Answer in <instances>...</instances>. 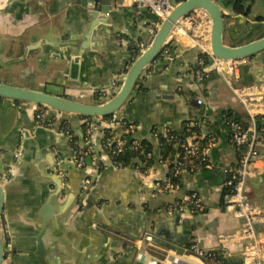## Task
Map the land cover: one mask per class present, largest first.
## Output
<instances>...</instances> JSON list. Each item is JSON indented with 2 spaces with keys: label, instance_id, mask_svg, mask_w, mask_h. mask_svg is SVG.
I'll return each instance as SVG.
<instances>
[{
  "label": "crops",
  "instance_id": "1",
  "mask_svg": "<svg viewBox=\"0 0 264 264\" xmlns=\"http://www.w3.org/2000/svg\"><path fill=\"white\" fill-rule=\"evenodd\" d=\"M245 1H249L246 10L242 5ZM108 2L105 21L90 27L88 6L95 3L93 0L83 4L82 0H0V81L85 103L103 102L97 90L116 76L123 77L140 54L139 44L147 45L154 36L150 29L156 22L146 8L122 6L120 0ZM237 2L223 35V42L231 46L245 43L251 34L248 27L259 30L264 26V0ZM263 35L264 31L254 38ZM28 45L32 47L26 56L16 60ZM164 49L169 56L146 67L117 113L134 125L133 139L151 143L154 156L158 138L168 132L182 135L187 130L183 137L187 141L212 136L208 167L184 171L176 180V190L159 191L155 184L167 179V164L156 160L144 169L136 166L134 159L125 167L112 164L102 146L103 129L96 126L91 140L84 142L86 118L0 99V182L5 190L2 264H37L35 233L36 225L42 223L49 264H164L161 256L182 252L193 242L204 252L219 250L229 264H264L263 257L246 256V241L239 237L242 219L224 208V168L235 164L240 150L229 142L222 116L224 110L237 113L240 123L256 134L255 117L261 116L263 129L256 140L258 154L252 165L255 174L247 179L246 190L250 201L264 210V51L256 58L241 60L237 79L228 76L237 86L246 87L251 116L207 60L208 74L197 76L198 59L203 55L198 44L179 38L169 40ZM7 107L13 110L12 119L4 117ZM37 111L43 112L44 122H36ZM59 123L57 131L54 125ZM2 125H8L4 133ZM64 125L73 134L72 140L62 132ZM190 128L194 130L190 132ZM112 132L119 139L125 134L119 125ZM75 148L90 156L93 165L72 167L68 162ZM54 153L58 163L70 169L69 182L76 189L84 175L99 167L88 205L75 213L72 209L60 220L54 217L53 204H60L64 196L53 199L50 172H45L41 163L44 155L54 163ZM97 159L100 164L94 165ZM192 192L200 196L204 206L199 221L198 215L167 211L168 204ZM255 230L261 241L259 249L264 251V218L255 224Z\"/></svg>",
  "mask_w": 264,
  "mask_h": 264
},
{
  "label": "built area",
  "instance_id": "2",
  "mask_svg": "<svg viewBox=\"0 0 264 264\" xmlns=\"http://www.w3.org/2000/svg\"><path fill=\"white\" fill-rule=\"evenodd\" d=\"M120 5H135L140 8L148 9L155 17V26L150 29L151 33L154 34L158 28L160 22L168 15L172 8L171 0H120ZM209 32H210V21L207 14L201 9H194L187 14L172 30L169 40L177 41L179 38L183 40H192L198 44L200 49L203 51L198 59L199 68L196 70L197 76H206L208 67L205 66V56L210 55L209 47ZM146 44H139L140 52L146 47ZM242 63L241 60H222L213 58L210 63L212 70H215L223 78H225L228 87L230 88L233 95L240 101L244 109L251 115L252 103L251 100H246V87L237 86L234 84V80H229L228 76H233V79L238 78L239 67ZM122 80V76L111 79L110 82L102 89L97 90V96L99 99L104 100L114 95ZM197 103L202 102L201 98H197ZM37 123L44 122V114L41 111H37L35 114ZM96 122L92 118H86L83 121L85 129L84 142L87 143L91 140L92 130L97 126L103 129L105 132L104 140L102 143L103 149L106 153L107 158L112 161V157L120 154L123 151L124 139L115 138L112 132L114 126L119 125L125 131V134L132 133L134 125L127 120H124L118 113H113L108 117H96ZM253 122V120H252ZM228 126V140L237 149L240 150V155L235 164L224 168V174L226 175L225 186L229 192L224 202V208L226 211H231L234 216L242 219L241 229L239 237L246 241L244 247L245 254L248 256H260L264 258V251L259 249L261 245L259 234L255 230V224L264 218V210L257 204L250 201L247 195L246 182L247 179L255 174L253 163L257 158L256 140L260 137L256 132L250 133L247 128L242 124L229 120L227 121ZM254 124V123H253ZM62 132L67 134L70 140L73 138V134L69 132V128L64 125ZM255 129V128H254ZM256 130V129H255ZM124 134V135H125ZM168 139L175 138L174 134H165ZM141 141L133 139L130 146L136 149L140 146ZM213 143V137L208 138H194L192 140H181L178 142L179 152L182 156L174 163L172 169V175L174 177H180L184 171H197L208 167V150ZM73 162L76 166L82 167L84 165L85 153L79 148H75L73 151ZM197 159V164H195ZM117 165H120L117 163ZM121 166V165H120ZM156 187L159 191L168 190L174 191L179 187V183L173 182L170 179L164 180V182H157ZM203 202L200 196L196 192L190 193L187 198L183 200H175L171 204H168V212H186L190 215H200L203 211ZM7 236V231L4 230ZM10 244L5 243V247L9 248ZM177 257H195L201 264H205L203 261L204 251L199 248L196 242L191 243L182 252L174 253ZM171 261V260H170ZM257 264V263H250Z\"/></svg>",
  "mask_w": 264,
  "mask_h": 264
},
{
  "label": "water",
  "instance_id": "3",
  "mask_svg": "<svg viewBox=\"0 0 264 264\" xmlns=\"http://www.w3.org/2000/svg\"><path fill=\"white\" fill-rule=\"evenodd\" d=\"M93 4L88 6L89 17L92 18L90 27L97 24L98 22L105 21L106 16L109 13V2L108 0H93ZM99 2V3H97ZM84 0H82V4ZM237 0H178L175 4L172 3V8L168 15L160 22L158 28L155 31L154 36L147 44V46L138 54L136 58L132 61L130 66L124 73L120 86L117 92L110 98L99 103H85L78 100H72L61 95L52 94L46 91L21 87L18 85L8 84L0 81V99H5L14 103H33L36 105H41L44 108H48L52 111L69 114L71 116H80L84 118H96V117H108L113 113H117L121 107L128 101L133 92L138 80L143 76L145 69L148 65L153 62L161 63L163 58H167L169 53L165 51V45L169 41V36L174 29V27L191 11L194 9L203 10L210 21V32H209V47L210 55L207 57V62L211 63L213 58L222 60H244L250 58H256L258 54L264 51V35L258 38V36L264 31V26L259 30H255L254 27L250 26L246 29L248 33H251L249 38L245 43L231 46L226 45L223 42V35L225 32V26L228 23V16L231 15L232 11L236 10ZM245 10L249 7V1L242 3ZM226 11V12H225ZM89 36V33H88ZM85 37L86 39H89ZM31 45L25 47L24 52L16 60H22L27 52L31 49ZM233 79V76H232ZM7 114H4L7 119H12L13 110L7 107ZM59 125H54L55 130H59ZM8 127V125H7ZM5 128L2 125L3 130ZM11 129L15 128L12 124ZM82 140V135H79ZM94 150H96V147ZM54 163L46 160L45 155L42 156L41 163L45 167V172H50L48 181L53 185V190L51 191V196L56 201L57 197L64 196L60 204L54 205V217L58 220L67 216L72 209L75 208V212L82 210L88 202H90V193L96 183L98 177V169L93 174H86L82 177L81 186L76 189L69 182L70 169L65 164H59L57 161V156L54 153L52 155ZM39 159V158H37ZM33 160L34 162L37 160ZM74 156L72 157L70 165L75 167L73 162ZM38 161V160H37ZM40 163V162H37ZM58 164V165H57ZM93 165L90 156L84 157V165ZM100 164L99 159H97L94 165ZM69 165V166H70ZM70 166V167H71ZM30 165L26 169H29ZM5 202V190L0 182V264L4 259V247L3 238L1 234L2 225V211ZM46 210L42 214L44 218ZM175 219L179 217L176 214ZM199 221L200 215L196 216ZM43 222V221H42ZM37 231L35 233V256L37 264H49L44 248L43 235L45 233V227L42 223L41 225H36ZM255 260V259H254ZM65 264H71V262H66Z\"/></svg>",
  "mask_w": 264,
  "mask_h": 264
},
{
  "label": "trees",
  "instance_id": "4",
  "mask_svg": "<svg viewBox=\"0 0 264 264\" xmlns=\"http://www.w3.org/2000/svg\"><path fill=\"white\" fill-rule=\"evenodd\" d=\"M177 1V0H176ZM206 60V57H205ZM42 107L41 105H39ZM223 119L226 121L233 120L240 123L241 118L237 113L231 112L230 110H224L222 112ZM261 116L255 117L256 123V130L257 134L259 135L263 126L261 125ZM242 122V121H241ZM241 124V123H240ZM194 129L190 128V132ZM168 134H174L175 138L168 139L167 137L160 136L158 138L159 145H158V153L156 156L153 154V149L151 143L147 141H141L140 146L136 149H133L130 146L131 141L133 140L130 133L125 134L122 139L125 140L123 151L112 157V161L115 163L120 164L121 166H129L132 165V160H136L135 165H139L141 169L145 167H150L154 165L155 161L158 160L161 163L167 164V173L166 177L173 182H176L178 177H174L172 175V169L174 167V163L181 159L182 156L179 152L178 142L183 140L185 134H188V131L185 130L182 135H178L174 132H168ZM133 153V154H132ZM150 153V156L148 154ZM157 161V162H158ZM197 159H195V164H197ZM228 188L224 190L225 194H228ZM203 261L207 264H229L227 258H225L219 250L207 251L204 252Z\"/></svg>",
  "mask_w": 264,
  "mask_h": 264
},
{
  "label": "bare ground",
  "instance_id": "5",
  "mask_svg": "<svg viewBox=\"0 0 264 264\" xmlns=\"http://www.w3.org/2000/svg\"><path fill=\"white\" fill-rule=\"evenodd\" d=\"M189 257H192V256H189ZM192 258H195V257H192ZM170 260H171L172 264H192L190 262L184 261L182 258L174 257V256L170 257Z\"/></svg>",
  "mask_w": 264,
  "mask_h": 264
},
{
  "label": "rangeland",
  "instance_id": "6",
  "mask_svg": "<svg viewBox=\"0 0 264 264\" xmlns=\"http://www.w3.org/2000/svg\"><path fill=\"white\" fill-rule=\"evenodd\" d=\"M105 100H107V99H104L103 101H105ZM170 254L172 255H177V254H174V253H169L168 254V256H166L165 254L163 255V256H161V259H163V262H164V264L166 263V264H171L172 262L169 260V256H170ZM187 258H189V259H191V260H194V261H196V262H198V263H200L197 259H195V258H192V257H187Z\"/></svg>",
  "mask_w": 264,
  "mask_h": 264
}]
</instances>
